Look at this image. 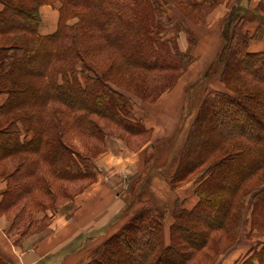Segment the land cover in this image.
<instances>
[{
  "label": "trees",
  "instance_id": "1",
  "mask_svg": "<svg viewBox=\"0 0 264 264\" xmlns=\"http://www.w3.org/2000/svg\"><path fill=\"white\" fill-rule=\"evenodd\" d=\"M54 2L56 29L40 34L39 6ZM214 2L0 0V212L12 224L92 181L107 133L149 136L121 90L146 101L166 91L187 64L165 37L167 5L198 10V21ZM233 24L222 23L225 89L206 92L168 178L172 188L192 181L196 203H174L167 242L164 211L141 206L86 264H212L247 216V237L264 236V51L248 50ZM234 264H264V239Z\"/></svg>",
  "mask_w": 264,
  "mask_h": 264
},
{
  "label": "crops",
  "instance_id": "2",
  "mask_svg": "<svg viewBox=\"0 0 264 264\" xmlns=\"http://www.w3.org/2000/svg\"><path fill=\"white\" fill-rule=\"evenodd\" d=\"M39 13V33H52L59 19V2L41 4ZM221 24V21L216 24L219 43ZM249 50L258 49L253 46ZM197 58L203 65L210 59ZM172 95L173 92H164L153 101H134L133 106L141 108L136 112L131 107V111L148 129V139L137 146L126 137L107 133L103 150L92 158L95 178L72 190L71 196L55 211L41 209L33 217L30 213L31 219H26L23 230L16 229L21 222L12 224L8 214L0 212V264H86L88 244L107 234L124 213L132 211V214L145 204L165 212L167 242L174 203L179 201L183 207L192 208L197 201L190 181L175 188L170 186L168 178L176 168L175 161L168 170V166L156 170V165L150 169L156 164L157 149L166 143L177 124V104L172 101ZM140 102L142 106L138 105ZM126 175L129 182L124 183ZM5 186L6 181L0 178V191ZM247 232L244 238L240 233L236 244L223 251L212 264L239 261L249 250L244 245L249 240Z\"/></svg>",
  "mask_w": 264,
  "mask_h": 264
},
{
  "label": "rangeland",
  "instance_id": "3",
  "mask_svg": "<svg viewBox=\"0 0 264 264\" xmlns=\"http://www.w3.org/2000/svg\"><path fill=\"white\" fill-rule=\"evenodd\" d=\"M260 1L261 0H215L213 5L209 9H207L204 14H202V17H200L201 19H199L200 21H197L198 10H195L194 14L190 15V8L188 7L184 8V11H182L173 4L167 5V9L171 15V20L166 24V27L168 29L166 31L165 37L172 40L174 45L183 53L187 64L186 68L176 78L175 82L166 91H164L173 92L172 101L175 102L174 104H177V124L175 130L169 136L166 143L162 147L157 149L156 164H152L150 166V169H152L156 165V170L165 169L167 166L168 170L169 167L172 168V163H174V161L175 163H177L179 156V147L185 138L191 121L201 101L206 95V92L210 89H225L224 84L220 81L219 77L220 69L222 67V58L220 54V46L223 43V37L221 34L222 24L219 31L220 43L218 41L216 24L220 21L221 23H223L231 19L234 22L233 27L235 28L236 32L246 34L248 50L250 47L253 48V46H255V48L258 49L257 51H264V11H260L258 9ZM235 2H239L238 7H234ZM197 57H203L205 60L208 58L210 59L208 60L206 65H203L201 63H198ZM121 91H123L126 97L130 99V106L134 107L136 112H139L141 107H136V105L133 106V102H137L139 99L142 101L146 100L141 99L140 97L135 96L128 91ZM2 97L3 96H0V102L2 101ZM158 97H156V99H158ZM138 105L142 106L143 103L140 102L138 103ZM157 117H159V115H156V118ZM112 132H115L114 129ZM147 139L148 134L138 138L134 137L133 141L135 142L134 144H137V146H139ZM98 147L104 148L99 144L96 149ZM96 149L92 151H95ZM80 150L82 151V149ZM82 153L90 154L86 151H82ZM170 158L172 159L171 163L167 164ZM123 179L124 183L129 182L128 175L123 177ZM190 182V185L193 188V182ZM84 184L86 183L84 182L79 186L83 187ZM79 186L75 185V187L71 188L70 190H77L80 188ZM67 199L68 197L66 196V192L57 191L56 195H54L53 198L55 202L51 203L46 208H48L50 211H55ZM129 202H132L131 196ZM38 211V209H34L31 213L32 217L33 215L35 216L36 212ZM131 212L132 211H128L127 213H124L118 223L109 228L107 234L100 237L93 244L89 243L87 249L91 252V250L95 246H97L98 243L115 232L135 211L132 214ZM169 218L171 219L172 216H169ZM163 219H165V214ZM26 222H28V220L19 223L16 229L23 230V228H25L26 226ZM39 227L40 226L38 225V228ZM242 229L243 230L240 233H242L241 235L244 238V234L249 229L248 216L246 217V220L242 225ZM260 239L263 240L264 236L259 238L256 236H251L244 245L246 248H255L259 244V242H261ZM232 246L233 245L227 246L226 249ZM221 253H217V255L215 254L212 259H210V262L213 263ZM89 259L90 256L88 257V261Z\"/></svg>",
  "mask_w": 264,
  "mask_h": 264
}]
</instances>
